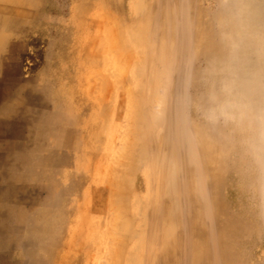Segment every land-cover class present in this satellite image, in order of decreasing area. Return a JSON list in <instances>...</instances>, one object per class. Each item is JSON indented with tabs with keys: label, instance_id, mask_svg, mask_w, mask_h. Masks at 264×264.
Instances as JSON below:
<instances>
[{
	"label": "rangeland",
	"instance_id": "374dc122",
	"mask_svg": "<svg viewBox=\"0 0 264 264\" xmlns=\"http://www.w3.org/2000/svg\"><path fill=\"white\" fill-rule=\"evenodd\" d=\"M0 264H264V0L0 8Z\"/></svg>",
	"mask_w": 264,
	"mask_h": 264
},
{
	"label": "bare ground",
	"instance_id": "6f19581e",
	"mask_svg": "<svg viewBox=\"0 0 264 264\" xmlns=\"http://www.w3.org/2000/svg\"><path fill=\"white\" fill-rule=\"evenodd\" d=\"M25 3L26 0H0V8L4 6L17 8L20 7L21 5H24Z\"/></svg>",
	"mask_w": 264,
	"mask_h": 264
}]
</instances>
